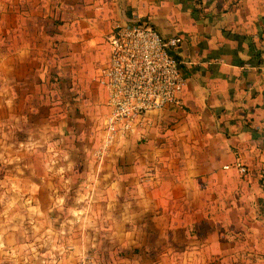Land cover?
<instances>
[{
	"label": "crops",
	"instance_id": "0c3cea01",
	"mask_svg": "<svg viewBox=\"0 0 264 264\" xmlns=\"http://www.w3.org/2000/svg\"><path fill=\"white\" fill-rule=\"evenodd\" d=\"M0 10L14 21L0 36L14 51L0 52V61L36 63L12 84L15 92L25 87L12 105L21 123L45 127L44 136H28L33 153L49 140L54 108L67 115L61 125L86 121L71 111L97 99L116 24L139 18L163 37H181L174 53L186 78L183 104L154 113L153 126L142 128L147 134H135L147 137L144 143L120 151L115 145L101 161L95 151L103 130L98 136L97 182L114 192L103 264H264V0H0ZM53 88L66 105L49 101ZM33 96L45 97L51 112L39 119L41 103L27 99ZM12 140L21 149L23 137ZM237 160L247 173L233 166ZM11 234L19 236L0 226V253ZM85 249L78 248L80 256L90 255Z\"/></svg>",
	"mask_w": 264,
	"mask_h": 264
},
{
	"label": "rangeland",
	"instance_id": "374dc122",
	"mask_svg": "<svg viewBox=\"0 0 264 264\" xmlns=\"http://www.w3.org/2000/svg\"><path fill=\"white\" fill-rule=\"evenodd\" d=\"M6 15L4 18L0 10V36L13 26V13ZM10 32V37H13V30ZM8 51L13 52L14 46L0 44V52L7 54ZM30 66L37 69L36 63L33 65L28 59L10 58L5 62L0 61V226H6L19 235L15 236L16 239L11 237L12 234L8 236L10 246L6 244L3 247L5 244H2L5 251L0 253V260H4L5 264H93L94 255L95 264H99L98 260L103 264L109 257L105 251L109 250V238H106L107 234H103L109 228L107 214L110 212L109 200L114 193L98 184V163L94 158V149L99 144L104 115L107 112L104 90L95 84L97 99L92 97L90 104L86 101L85 109H72V116L80 114L86 118V121L80 124H70L64 120V125H61V120L67 115L61 114L62 109L54 108L56 112L53 125L47 133L49 140L38 141L37 153H33L31 147L34 142L28 139V136H44L40 133H45V127L38 128L42 126L35 125L37 129H33L29 123L23 125L19 114L14 113L16 109L12 107L13 102L20 100L21 95L25 93L22 92L25 90L24 85L18 84L21 93L15 92L17 84H12L20 83L22 76H28ZM38 67H41L39 63ZM14 73L16 76L13 78ZM4 86L7 90L2 92ZM52 90L55 88L51 89V92ZM51 92L48 94L49 101L54 102V107L58 104L62 106L65 101L59 98L61 95ZM83 96L84 93L75 92L76 98ZM27 99L41 103L42 108L34 113L39 119L51 112L44 109L43 102L47 100L45 97L39 99L33 96ZM3 100L8 103H3ZM21 111L23 112L19 109V113ZM27 121L28 119L24 123ZM153 124L148 126L152 127ZM145 131L141 130V134L146 135ZM80 134H88L87 139H78ZM12 136H17L18 139L23 137L21 149L13 142ZM145 139L147 137L137 138L136 135H129L119 141L113 151L124 149L130 142L144 143ZM70 153L71 156H67ZM112 165L113 157H110L106 161L105 171L103 169L106 181L111 177L107 173ZM84 213L89 217L86 220H78V215ZM103 215L106 216L102 218ZM95 232L96 234L92 235ZM5 240L7 241L6 237ZM14 241L17 242L16 245ZM19 244L20 248L17 247ZM83 244L90 255H79L78 248Z\"/></svg>",
	"mask_w": 264,
	"mask_h": 264
},
{
	"label": "built area",
	"instance_id": "2783aa9c",
	"mask_svg": "<svg viewBox=\"0 0 264 264\" xmlns=\"http://www.w3.org/2000/svg\"><path fill=\"white\" fill-rule=\"evenodd\" d=\"M109 42V59L98 76L108 108L103 140L95 151L100 161L119 141L152 124L154 113L181 106L186 85L174 53L181 37H163L153 26L135 18L116 24ZM233 166L242 174L248 172L239 160Z\"/></svg>",
	"mask_w": 264,
	"mask_h": 264
}]
</instances>
